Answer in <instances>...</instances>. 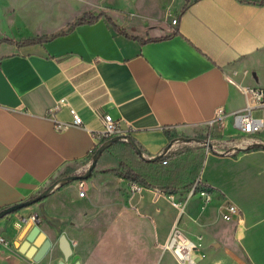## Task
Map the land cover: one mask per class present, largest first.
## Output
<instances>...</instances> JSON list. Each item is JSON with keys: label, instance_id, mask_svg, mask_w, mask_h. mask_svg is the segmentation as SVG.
<instances>
[{"label": "crops", "instance_id": "0c3cea01", "mask_svg": "<svg viewBox=\"0 0 264 264\" xmlns=\"http://www.w3.org/2000/svg\"><path fill=\"white\" fill-rule=\"evenodd\" d=\"M160 2L70 0L66 6L68 27L85 12H105L131 35L156 40L128 37L102 16L41 44H0V212L41 195L69 165L89 164L80 169L85 174L75 175L86 181V197L76 192V179L0 217V234L9 240L0 245V264H38L20 251L35 226L22 223V217L39 214V226L52 240L53 231L71 220L62 213L76 202L89 206L84 176L98 148L113 138L98 137L106 113L146 159H155L176 140L191 144L205 134L222 146L173 153L204 151L198 176L201 188L211 193L208 202L199 192L186 196L188 189L169 194L139 185L134 191L121 177L129 191L127 204L163 251L156 264H180L161 247L175 227L197 244V264H264V145L242 147L250 137L239 132L235 120L247 103L242 89L264 88V0H166L163 7ZM126 13L135 24L146 17L156 26L149 33H131ZM71 107L81 115V125L73 124ZM219 107L224 120L211 124ZM258 109L253 115L264 119V108ZM56 123L66 126L58 129ZM252 138L264 144V127ZM105 152L111 154L107 147L97 169L108 168L98 167ZM70 188L75 193L67 200ZM229 203L240 212L225 220ZM64 231L79 242L73 231ZM103 258L115 259L114 254Z\"/></svg>", "mask_w": 264, "mask_h": 264}, {"label": "rangeland", "instance_id": "374dc122", "mask_svg": "<svg viewBox=\"0 0 264 264\" xmlns=\"http://www.w3.org/2000/svg\"><path fill=\"white\" fill-rule=\"evenodd\" d=\"M69 1L0 0V35L23 39L64 31L68 28L65 18L71 17V15H67L68 9L66 8ZM165 2L166 0H161L162 7ZM125 16L126 18L123 19L127 23L126 28L134 34L135 30L141 33H149L148 31L156 26L151 24L146 17L135 24V19L130 18V13H126L123 17ZM253 111L257 115L262 109L256 108ZM195 138L191 144L176 140L174 142L175 147L168 154H163L162 157L173 153L176 155L185 154L200 146L207 150L208 141L213 145L215 144L214 149L222 147L217 141L211 140L208 134ZM210 149L212 150V147ZM118 165L119 161L116 157L107 152L103 154L98 163V167L105 166V168H113ZM88 167L87 161L69 165L65 172L51 180V184L66 178L70 174L72 176L85 174L87 171L82 170L88 169ZM103 170L106 169L95 167L87 177L89 179V196L84 201L89 203V206L76 202L71 211L61 214L63 219L71 218L70 221H64L63 225L65 229L73 231V235L79 239L78 243L76 240L73 243V255L78 254L82 264H156L163 251L155 243L148 225L142 219H136L135 214L127 204L129 191L122 184L121 177L103 172ZM76 182L73 180L62 185L59 183L54 190H60L62 187L65 188ZM78 191L79 186L76 187V192ZM192 192H199V189L193 190L191 188L184 191L186 196L191 195ZM73 193H75L73 188L67 190V200L72 198ZM44 216L45 221H51L49 215L44 213ZM64 227L53 231V247L43 259L37 261L38 264H57L60 260H64V254L59 247V237L65 233ZM134 252L135 258H130V254ZM97 254L101 255L100 259L97 258ZM110 254H114V260L103 258V256ZM73 255L67 260L70 264L73 262Z\"/></svg>", "mask_w": 264, "mask_h": 264}, {"label": "trees", "instance_id": "16d2710c", "mask_svg": "<svg viewBox=\"0 0 264 264\" xmlns=\"http://www.w3.org/2000/svg\"><path fill=\"white\" fill-rule=\"evenodd\" d=\"M102 16H106L113 28L120 33L131 38H139L128 33L125 28L115 23L105 12L95 14L88 11L78 17L74 23L70 24L68 29L59 33L36 35L20 40L3 37L0 39V44L3 42L15 44L17 46L41 44L72 31L78 25L95 23ZM139 39L142 42H146L156 40L157 38ZM108 149L110 153L119 160V165L103 170V172L127 179L130 183H137L147 187H158L169 194L194 187L198 173L202 168L205 155L204 151L200 149L196 151L194 155L188 154L186 156L177 157L171 154L166 157L161 156L151 160L142 157L131 143L122 140L112 142L108 146Z\"/></svg>", "mask_w": 264, "mask_h": 264}, {"label": "built area", "instance_id": "2783aa9c", "mask_svg": "<svg viewBox=\"0 0 264 264\" xmlns=\"http://www.w3.org/2000/svg\"><path fill=\"white\" fill-rule=\"evenodd\" d=\"M177 22H178L177 18L172 20V24H177ZM242 91L246 95L247 103L245 109L242 112L235 113V120L239 132L243 136L250 137L242 140L241 142L242 147H248L262 143V141L253 139L252 136L258 134L264 127V119L253 115L254 109L264 108V88L244 87ZM70 111L74 117L73 124L81 125L83 120L81 115L78 113V111L74 107H71ZM225 114L226 113L224 108L219 107L216 111V115L212 120L211 124L215 122L223 121ZM103 122H104V129L102 133L98 136L99 138L102 139L105 137L111 138L115 136L127 135L122 131L119 121L116 120L110 113H106L103 115ZM65 126L66 125H63L62 123H56V127L58 129ZM122 141H128V140L127 138H125ZM173 144L171 145L170 148H172ZM207 145H208L207 148L208 152L211 151L210 149L211 147L212 150L215 147V144L213 145L210 141H208ZM170 148L164 150L163 154L168 153ZM201 184H202V180L200 174L195 181L193 190H196L199 187L198 188L199 193L201 194L204 201L208 202L211 200V193L208 192L206 189L201 188ZM78 186H79V196L86 197L87 196L86 181L83 179H79ZM139 187H140L139 184L132 183V189L134 191L139 189ZM193 193L194 192H192V194ZM239 212L240 209L237 205L233 203H229L227 205L226 210L222 213V216L225 220H231L233 215L238 214ZM29 221H31V223L34 225H39L41 223V218L39 214H37L36 212L21 218L22 223H28ZM8 242L9 240L7 239V237L0 234V245L4 246ZM161 247L164 250L171 251L175 255L176 259L180 264H197V260L195 259L194 256L195 250L197 249V244L191 239L187 238L177 227L174 228L173 232L169 236L166 243L161 245Z\"/></svg>", "mask_w": 264, "mask_h": 264}, {"label": "water", "instance_id": "95a60500", "mask_svg": "<svg viewBox=\"0 0 264 264\" xmlns=\"http://www.w3.org/2000/svg\"><path fill=\"white\" fill-rule=\"evenodd\" d=\"M127 138L128 142L131 143L134 148L137 150V152L142 156L145 157L143 154V151L141 150V148L135 143V141L129 136V135H121V136H115L111 139H109L106 143H104L102 146H100L97 150V152L94 155V161L93 164L89 170V172L84 176V178L89 177V175L91 174L93 168L96 166L97 164V160L100 156V154L114 141H120ZM173 143H171L169 145V147L167 149H169L171 147ZM258 145H264L263 143L257 144V145H252V146H258ZM166 149V150H167ZM163 155V153L159 156H157L156 158H159ZM155 158V159H156ZM81 177L78 176H69L63 179H60L59 181H57L56 183H54L51 187H49L48 189H46L41 195H39L38 197H36L35 199H32L26 203H22L18 206L15 207H11L9 209H6L2 212H0V217L12 212L13 210L22 207L24 205L33 203L39 199L44 198L45 196H47L54 188L55 186H57L59 183L62 185L65 182H69L72 180H78ZM53 247V241L51 240L50 237L47 236V234L41 230L39 225H35L33 227V229L29 232V234L27 235V238L25 239V241L21 244L20 246V251L25 253L28 257L33 258L35 261H40L41 259H43L45 257V255L50 251V249ZM59 247L61 249V251L64 254V260H60L57 264H70L67 262V260L70 258V256L73 255V242L68 238V236L65 233H62L59 237ZM72 264H81L80 258L78 254L73 255V262Z\"/></svg>", "mask_w": 264, "mask_h": 264}]
</instances>
